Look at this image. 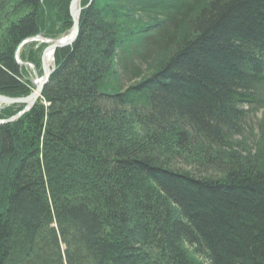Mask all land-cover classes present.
Masks as SVG:
<instances>
[{
  "label": "trees",
  "instance_id": "obj_1",
  "mask_svg": "<svg viewBox=\"0 0 264 264\" xmlns=\"http://www.w3.org/2000/svg\"><path fill=\"white\" fill-rule=\"evenodd\" d=\"M90 1L0 123V264H264V0ZM70 3L0 0V94Z\"/></svg>",
  "mask_w": 264,
  "mask_h": 264
},
{
  "label": "water",
  "instance_id": "obj_2",
  "mask_svg": "<svg viewBox=\"0 0 264 264\" xmlns=\"http://www.w3.org/2000/svg\"><path fill=\"white\" fill-rule=\"evenodd\" d=\"M93 0H91L90 2H92ZM81 0H71L70 3V11H71V16L73 19V27L72 30L70 32V34L62 39H58L56 41H54L52 44H50L49 46L46 47V49L43 51L42 53V68H43V76L40 79L39 83H35L36 84V89L27 97L25 98H19V97H10L7 95H2L0 94V104L5 105V106H9L12 104H19V103H24L27 104L26 108H24L23 112L29 110V104L31 103H35V101L37 100L38 96L42 93L44 86L49 82L50 76L53 72V70L51 69L50 71L48 70V68L45 65L44 62V56L46 54V52L49 49H53L54 53L56 51V49H58L59 47H63V46H67V45H71L72 43L75 42V40L77 39L79 32H80V15L82 12V7L80 6L78 9H76V5L78 3H80ZM22 113L15 115L12 119H17L18 116H20Z\"/></svg>",
  "mask_w": 264,
  "mask_h": 264
},
{
  "label": "rangeland",
  "instance_id": "obj_3",
  "mask_svg": "<svg viewBox=\"0 0 264 264\" xmlns=\"http://www.w3.org/2000/svg\"><path fill=\"white\" fill-rule=\"evenodd\" d=\"M66 35H68V34H63L60 37L54 39V38L46 37L43 34H38L36 36L30 37V39L26 40L21 45H19V47L17 49V57H18L19 61H21V63H22L21 65L25 67L26 71L31 76V82H32V85L34 86L33 89L36 88L34 80L37 79V77H42V75H43V68H42V61H41L43 51L46 49L47 46L52 44L55 40L63 38ZM33 48H34V50L35 49L41 50V57H40L38 64L37 63L35 64L32 61L30 62L28 60H22V58H21L22 53L23 54H25V52L29 53L32 51ZM258 134H259L258 131L253 133L252 131L247 129V131L244 130L243 136H237V137L235 136V139H234L235 150H236V148L239 150H240V148H242L241 147L242 144L239 142V140L244 139V141L247 143V146L252 147V151H254L256 143L259 142L258 141L259 140ZM189 168H191V166Z\"/></svg>",
  "mask_w": 264,
  "mask_h": 264
},
{
  "label": "bare ground",
  "instance_id": "obj_4",
  "mask_svg": "<svg viewBox=\"0 0 264 264\" xmlns=\"http://www.w3.org/2000/svg\"><path fill=\"white\" fill-rule=\"evenodd\" d=\"M82 7V5H81V2L80 3H78L77 5H76V9H78L79 7ZM82 10H83V7H82ZM70 13H71V11H70ZM82 13V12H81ZM80 17H81V15H80ZM73 20V19H72ZM73 27V26H72ZM71 30H72V28H71ZM71 30H70V32H71ZM70 32L68 33V35L70 34ZM68 35H66V36H68ZM65 36V37H66ZM64 38V37H63ZM28 39H30V38H28ZM28 39H26V40H28ZM60 39H62V38H60ZM26 40H24L23 42H25ZM58 40V39H57ZM56 41V40H55ZM22 42V43H23ZM21 43V44H22ZM20 44V45H21ZM50 44V43H49ZM73 44V43H72ZM71 44V45H72ZM71 45H67V46H71ZM63 47H66V46H63ZM63 47H59L58 49H60V48H63ZM57 50V49H56ZM56 52V51H55ZM16 59H17V61H18V63L21 65L22 63H21V61H19V59H18V57H17V51H16ZM44 62H45V65H46V67L48 68V70L50 71L51 69L53 70V72H54V70H55V53H54V50L53 49H49L47 52H46V54H45V56H44ZM52 72V73H53ZM52 75V74H51ZM43 76V75H42ZM51 77V76H50ZM40 79H41V77H37V79H35L34 80V82L37 84V83H39L40 82ZM50 80V79H49ZM35 84V85H36ZM48 84V83H47ZM46 84V85H47ZM45 85V86H46ZM44 86V87H45ZM36 89V88H35ZM35 89H33L29 94H27V95H25V96H21V97H19V98H25V97H27V96H29ZM44 89V88H43ZM43 92V91H42ZM11 97V96H10ZM42 97V93L38 96V98H37V100L35 101V103H31V104H29L28 103V105L30 106L29 107V110H31L33 107H34V105L38 102V100L40 99ZM43 102L48 106L49 105V103H46V101H44L43 100ZM19 104H22V105H24V108H26V106H27V104H24V103H19ZM3 107H6L5 105H2V104H0V109H2ZM28 107V106H27ZM24 108H23V110H24ZM23 110H21L18 114H20V113H22L20 116H22L24 113H26V112H28L29 110H27V111H25V112H23ZM17 115V114H16ZM20 116H18V118L20 117ZM14 116H12V117H10L9 119H5V120H0V123H5V122H8V121H10V120H14V119H12Z\"/></svg>",
  "mask_w": 264,
  "mask_h": 264
}]
</instances>
